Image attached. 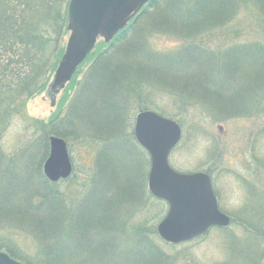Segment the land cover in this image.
<instances>
[{
	"label": "trees",
	"instance_id": "trees-1",
	"mask_svg": "<svg viewBox=\"0 0 264 264\" xmlns=\"http://www.w3.org/2000/svg\"><path fill=\"white\" fill-rule=\"evenodd\" d=\"M156 1L150 0L147 6L154 5ZM68 2L69 0H0L1 124L6 123L9 118L7 113L11 109V112L16 111V113H19V110L24 107L26 99L47 88L49 79L63 51L62 37L68 27L66 12ZM195 3V8L201 11L199 14L202 16L205 15V11L211 10L205 15L210 24L205 29L202 25L197 29L196 27L187 28V33L191 35H196L194 32L197 31L227 25L232 21V15L238 5L254 6L255 12L260 16L256 17L259 18L261 24H264V0H195ZM219 11L221 12L219 13ZM197 17L200 18L201 16ZM122 32L126 33V28L114 36V40L108 43V47L119 42L118 39ZM142 45L143 43L137 40L130 47L128 45L119 46L117 51L113 46L112 48L117 54L111 53L112 48L108 52L107 47L91 57L93 60L82 76L75 80L72 78L75 76L73 74L67 86H65L63 96L60 97L56 111L48 120L47 127L44 123H41V126L39 125L40 136L19 148L18 152L23 154L22 157H25V159L13 165L10 163L13 157L8 160L3 155L0 158V201L2 200L0 208L4 212L5 210L10 211V209L14 212H20L22 216L15 220L18 223H13V226L17 229V224H22L26 230L35 235L38 244H41L39 245L41 248L37 252L42 257L41 264H44L46 259L51 260L52 257H59L62 260L65 257L64 254H71L69 250L59 251L57 249L60 248L57 234L61 230V225L54 215L56 213L60 217L61 212L63 213V227L68 225V228L80 231L78 234H81V236L77 235L76 238L78 248L82 242H87V246H89L88 242L90 243V240L98 241V250L96 251L100 250L99 254L103 253L105 259H100L106 264H161V256L157 251L158 243L154 241L157 237L155 226L158 220L152 218L153 222L149 225L144 220L141 225L142 229L137 232V235L141 233L144 237L149 236L150 238L149 241L146 238L145 240L141 238L139 242H142L139 249L134 247L137 239L132 240L131 246L122 244L121 238L117 234L121 230L114 229V226L119 228L120 223L117 221H119L118 209L121 204L118 205V201L125 195L113 192L112 194L117 195L112 196L109 193L111 189L102 186L104 179L108 180L105 174L109 171V156L113 155L115 157L125 145L134 144L132 132L127 131V127H130L131 130V116L126 118L125 114L124 118V129L128 134L130 133L129 137L123 135L120 121L116 118L121 106L126 103V93L133 92V86L145 82L150 85L155 78H158L162 84L156 85L160 86L162 91L168 93L174 102L186 103L190 107H183L184 111L190 110L192 108L190 105H197L204 115L212 117L215 121H223L237 116L233 114L242 113L239 107L236 106L242 102L240 100L253 94L254 88H258V85L255 87L254 83L259 84L254 80L264 75V70H261L264 68V46L260 44L252 46V52L249 51L248 45H242L244 48H248L246 53H244L245 49L242 50V53L238 52L234 56H226L224 53L219 59L215 57L216 52L213 51H210L211 53H200L196 57L193 49V51L187 50L191 47V43L173 53L171 52L165 59H153V57L148 58ZM122 53H124L123 57L115 61L114 56L118 55L119 57ZM177 54L179 59L171 57L172 55L177 56ZM250 54L255 55L256 60L254 61L256 63L254 65L248 62L247 58ZM170 67L176 71V75L172 76V82H169L171 78L169 79L165 75L156 76L157 72L163 74V70H168ZM239 69L241 70L238 71ZM261 72H263L262 75ZM240 82L244 84V92L236 89L239 86H235V89L231 90L232 84ZM172 83L173 85H168ZM261 89L264 90V81L261 83ZM241 92L243 93L241 94ZM121 94L124 95L121 96ZM191 101L197 104H193ZM147 106L145 103L144 105L141 103L140 107L142 109L139 108V110L148 107L154 108ZM155 110L160 115L177 121L180 118L178 114H171L169 111L157 108ZM79 119L89 128L90 135L87 132L82 131V133L75 129L74 123ZM50 135L64 137L71 142H76L77 145L88 144L91 148L95 144H98V147L99 144L108 145L102 151V159H99L100 148L98 150L97 163H99V167H96L91 183L94 190H92L93 186L83 188L81 192H78L79 189L77 191L79 197L73 199L67 196L68 190L56 188L58 183L67 182V179L50 183L44 178L41 164L47 155L48 137ZM32 147L42 149L44 157L39 160L41 162L36 169H32V176L34 177L30 181L35 182L33 183L35 186L39 184L43 186L44 188H42L46 192L43 197L31 195L32 199L29 198L31 202L26 204L24 209L12 205V208H10L11 199L15 198L14 193L18 190L22 192L21 185H28L26 182L22 184L21 181L27 180V176H31L28 158L31 155L29 152H31ZM106 154L110 155L107 157ZM254 161L257 162V169L252 170V175L256 177L257 173V181L259 182L258 185L252 184V180L244 182L249 206H245L246 212L243 210L245 215L240 217L242 227L250 232V236L246 239L249 241V245H245L242 253L238 250L230 251L231 259L238 258V263L241 264L248 261L255 262L257 257H255L256 253L254 252L264 253V157L261 159L254 158ZM15 168H17L16 172L13 171ZM146 175L147 173L141 174L143 185V181H146L144 180ZM136 176L134 175V179ZM99 182L102 184H100V190L103 191L100 193L103 196L108 193L110 197L103 199L102 195L96 192L95 187H98ZM110 184L116 185L114 181ZM89 187L91 188L88 189ZM141 188V192L139 191L138 194H134L132 197L139 196L142 201L147 198H154L148 192L146 186ZM77 192L74 190V194H77ZM98 195H100V199L99 197L96 198ZM156 200L164 203L162 200ZM33 202H40L44 206L42 208L39 206L37 208L33 207ZM67 206L71 207L66 209ZM19 209L23 211H19ZM97 211L100 212L99 215H96ZM228 216L230 221L234 222V218H231V215ZM145 229H149V232L147 230L145 233ZM227 245L229 246V243ZM250 246L253 248L251 249ZM62 247L64 246L62 245ZM85 247L84 249H87ZM0 249H6V247L3 246ZM108 249H111V253ZM250 253L253 254L254 258L251 257ZM258 258L261 259L259 254ZM24 261L27 264H33L28 260ZM225 263L235 264L230 260Z\"/></svg>",
	"mask_w": 264,
	"mask_h": 264
},
{
	"label": "rangeland",
	"instance_id": "rangeland-1",
	"mask_svg": "<svg viewBox=\"0 0 264 264\" xmlns=\"http://www.w3.org/2000/svg\"><path fill=\"white\" fill-rule=\"evenodd\" d=\"M195 5V0H157L154 5L147 6V4H145L141 6L130 16L121 29L124 30V28H126L127 32H122L118 39L119 42L116 45L114 44L108 47V43L114 40V36L108 42L104 41L100 36L96 38L93 48L76 68V73H74L75 76L72 78L75 80L79 79L91 64L93 60L91 57L98 52H102L107 47L109 52L113 46L115 51L122 45H128V47H130L137 40L143 43L142 47L145 53L147 52L148 58L153 57V59H165L171 52L173 53L190 43L191 47L187 50L193 49L194 51H192L196 57H198L200 53L213 51L216 52L215 57L217 59L221 58L224 53L226 56H234V54L238 52L242 53L243 49H245L244 53H246L248 48L249 51L252 52V46H258L259 44L264 46V24L260 23L258 18L260 16L255 12L254 6L238 5L235 9V13L232 15V21L227 25L212 27L205 31H197L194 32L196 35H191L187 33V28L191 29L196 27L197 29L202 25L205 29V27L210 24V21L206 20L205 15L211 10L205 11V15L202 16L199 14L201 11L195 8ZM220 12L221 11H219V13ZM197 16L201 17L198 18ZM68 37L69 30L67 28L62 37V54ZM242 45H248L249 47L244 48ZM111 51V53L117 54L114 52L113 48ZM123 55L124 53H122V55L120 54L119 57L118 55L114 56L115 61L120 60ZM254 56L255 55L250 54L249 58H247L248 62L253 63V65L256 63L254 61L256 60ZM171 57L173 59H179L178 54L177 56L172 55ZM243 61H245V59H243ZM248 62L247 64H249ZM240 70L241 69L238 71ZM261 70L263 71L264 68ZM175 73L176 71L170 67L168 70H163V74L157 72L156 76L165 75L167 78H171V81H167L172 82V76L176 75ZM262 74L263 72H261V75ZM52 77L53 73L44 91L26 99L24 107L19 110V113H16V111L11 112V109L10 112L7 113L9 118L6 123H0V158L3 155H5L8 160L10 157H13L11 160L12 162H10L13 165L14 163L16 164V162L23 161L25 157H22L23 154L18 152L19 148L40 136V131L38 129H40L39 125L41 126V123H44L47 127L48 120L56 111L60 97L63 96V90L68 84L66 83L60 91L53 92L49 86ZM254 81L259 82V84L254 83L255 87L258 85V88H254V92L251 96L245 97L243 95L245 98L240 100L242 102L236 106L239 107L242 113L233 114L237 116L223 121H215L212 117L204 115L197 105H190L192 108L184 111L182 108L189 106L186 103L174 102L173 99L170 98V95L162 91L161 87L158 86L162 84V82H159L158 78H155L150 85L145 82L133 86V92L129 91L128 94L126 93V100L124 99L126 103L121 106L120 111L116 115L117 120L120 121L123 135H126L125 137L130 136V133L128 134L124 129L125 114L126 118H130L131 116L132 119L131 130L130 127H127V131L132 132V137H134V124L137 113L145 110L158 113V111L155 110L157 108L169 111L171 114H178L180 117L178 119L179 123L175 119L174 121L178 123L181 134L177 145L169 154L168 161L170 166L181 173L203 172L209 174L213 191L217 197L219 210L225 214L231 215V218H234V222L229 221L226 227H211L203 235L176 245H171L162 241L157 235L154 241L158 243L157 251L161 256V264H226L225 262L229 260L235 264H241L238 263V258L231 259L230 251L238 250V252L242 253L245 245H249V241L246 239L250 236V232L242 227L240 218L245 215L243 210L246 212L245 206L248 205L244 182L250 180H252V184H257L259 182L257 181V173L256 177L252 175V170L257 169V162L254 161V158L261 159L264 157V90H260L261 83L264 81V75ZM168 85L171 86L173 83ZM243 85L242 82L232 84L231 90H234L235 86H239V88L236 89L242 91L244 89ZM243 92H241V94ZM123 95L124 94H121V96ZM191 102L193 104L196 103L193 101ZM141 103L143 105L145 103L154 108L147 106V109L139 110V108L142 109V107H140ZM192 109L195 110L193 111ZM257 109L259 110L257 111ZM1 114L0 112V115ZM74 124L75 129H78L80 132H87V134L90 135L88 131L89 128L83 124L80 119ZM65 140L69 145V155L73 165L72 172L67 178V182L58 183L56 188L68 190L67 196L77 199L79 197L78 192H81L83 188L86 189V187L91 186L93 173H95L96 167H99V163H97L99 148V159H102V151L108 145L99 144L98 147V144H95V146L91 148L88 144L77 145L76 142ZM30 151L29 153L31 155H29L28 164H30L31 176H27L29 180L21 181L22 184L26 182L28 185H21L22 192L18 190L14 193L15 198L11 199V203L9 202L10 208H12V205L24 209L26 208V204L31 202L29 199H32L31 195L43 197L46 192L43 186L40 184L35 186L33 184L35 182L30 181L34 177L32 176V169H36L37 165L40 164L41 161L39 160L43 159L44 151L40 148L33 147ZM48 152L49 149L42 164L47 158ZM109 155L110 154H106L107 157ZM108 160L109 171L105 174L108 180L104 179L103 185L99 182L95 190L102 195L101 193L103 191L100 190V186L102 185L109 190L111 189L109 193H111L112 196H116L118 193L125 195L118 201V205L121 204V207L118 209L119 221L117 222L120 224L118 226L119 228L114 226V229L121 230L118 231L117 234L121 238L122 244L131 246L132 240L137 239V243L134 247L139 249L140 243L142 242H139V240H141V238L145 240L146 238L149 241L150 238L149 236L144 237L141 233L137 235V232L142 229L141 225L144 220L147 221L148 225L152 223L154 219L156 221L158 220L156 223L157 226L159 221L166 214L167 204L157 201L155 197L147 198L143 201L139 199V196L135 195L132 197L142 190L141 187H147V176L150 167L148 153L142 149L135 140L134 144H128L121 148L120 152L116 154L115 157L110 155ZM4 161L6 162V160ZM16 169L17 168H15V170L13 169V171L16 172ZM140 173L142 175L147 173L144 179L146 181H143L144 185L141 183ZM24 175L25 172L23 168V176ZM134 175H137L135 179ZM113 181L116 185L110 184V182L113 183ZM112 189H114V191H112ZM74 190L76 192L79 191L77 194H74ZM92 190H94V186ZM131 190L132 192H130ZM113 192L117 194L114 195L112 194ZM100 195L96 196V198L99 197L100 199L102 197L105 199L106 197H110L108 193L101 197ZM37 203L33 202L32 206L36 208L38 206L41 208L44 206V204L40 202ZM70 207L67 206L66 209ZM19 211L23 210L19 209ZM100 212L97 211L96 215H99ZM13 213L17 214L13 215ZM20 216H22L20 212H14L11 211V209L10 211L5 210L4 212V210L0 208V248L3 246L6 247V249H0V251L6 252L22 263H26L24 260H28L33 264H41L40 261L42 257L37 253L38 249L41 248L39 246L41 244H38L35 235L26 230L22 224H17V229L13 226V223H18V221L15 220L20 218ZM54 217L60 221L61 225V230L57 234L60 248L57 249L59 251L69 250L71 254H64L65 257L63 258L65 259L62 258V260L59 257H52L51 260L46 259L44 264H106V262L100 259H105L102 255L103 253L101 252L102 254H99L100 250L96 251L98 250V241L90 240L91 244L88 242L89 246H87V242H82L78 248L79 245L77 246L76 238L77 235L79 237L81 236V234H78L80 231L68 228V225L63 227L64 221L62 212L60 217H58L56 213ZM152 218L153 220H151ZM147 230L149 232V229H145L144 232L146 233ZM152 239L151 237V240ZM228 243L229 246L227 245ZM65 244L67 245L65 246ZM62 245L64 247H62ZM84 247L87 249H84ZM250 248L252 249L253 247L250 246ZM108 251L111 253V249H108ZM254 253H256L255 257H257L255 261L257 262L256 264H264V253ZM250 254L251 257L254 258L253 254ZM258 254L261 256V259L258 258ZM255 262L248 261L245 264H253Z\"/></svg>",
	"mask_w": 264,
	"mask_h": 264
},
{
	"label": "water",
	"instance_id": "water-1",
	"mask_svg": "<svg viewBox=\"0 0 264 264\" xmlns=\"http://www.w3.org/2000/svg\"><path fill=\"white\" fill-rule=\"evenodd\" d=\"M149 0H69L67 23L69 37L54 71L50 89L64 87L78 65L93 48L96 38L110 41L128 18ZM178 124L146 110L135 117L134 137L148 153L149 192L164 200L168 209L156 230L166 243L178 244L204 233L212 226L226 227L229 217L217 205L210 178L203 172L180 173L168 163L171 149L180 139ZM48 156L42 173L50 182L66 179L72 164L63 138L48 137ZM0 264H24L0 251Z\"/></svg>",
	"mask_w": 264,
	"mask_h": 264
}]
</instances>
